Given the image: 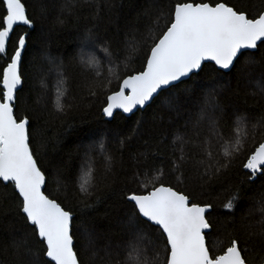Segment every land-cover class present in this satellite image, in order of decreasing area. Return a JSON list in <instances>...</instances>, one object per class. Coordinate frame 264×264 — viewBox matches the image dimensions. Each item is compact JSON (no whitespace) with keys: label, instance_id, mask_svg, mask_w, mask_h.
Returning <instances> with one entry per match:
<instances>
[{"label":"trees","instance_id":"obj_1","mask_svg":"<svg viewBox=\"0 0 264 264\" xmlns=\"http://www.w3.org/2000/svg\"><path fill=\"white\" fill-rule=\"evenodd\" d=\"M175 0H95L85 3L76 0V7L61 13L66 0H24L34 28L18 27L9 43L11 55L16 41L26 35L22 55V87L18 91L17 116H27L30 121V146L45 173V194L56 199L66 209L73 211L74 247L81 264H107V251L113 259H124L129 241L137 242L149 249L153 256V242L163 251L164 242L156 226H148L137 218L143 229L137 240L129 227L134 215L132 203L124 196L129 191H143L135 180L137 173L145 171L155 175L163 168L162 177L169 185L186 192L190 199L200 204H211L209 216L212 228L206 233V243L211 251L220 252L227 242L236 237L249 240L245 254L250 264H264V243L249 239L248 233L260 230L264 213L260 212L264 202V175L254 178L243 168L242 154L219 177L210 182L201 180V167L196 163L201 157L193 143L183 144L176 137L194 140L193 122L206 107L209 95H214L221 109L217 115L221 123L227 124L228 132L238 114H247L249 121L264 119V46L239 58L230 72L218 70L207 63L189 80L171 87L153 100L144 110L131 117L118 112L107 120L102 112L105 97L92 98L88 93L90 72L81 65L84 59L96 56L104 61L105 55L95 45L85 43L91 30L98 43H107L109 51L118 60L126 55L128 72L143 68L145 47L126 51V41L137 39L147 33V27L161 8L171 7ZM245 11H255L261 0H232ZM96 3L100 5L99 14ZM3 14L0 4V15ZM163 26L164 21H160ZM90 50V51H89ZM62 62L66 85H61L57 65ZM0 58V67L4 65ZM124 63L120 64V75H125ZM68 88L65 101L71 106L64 113L55 111L54 99L57 91ZM118 81L113 79L111 89L116 90ZM175 100V109L166 105L169 97ZM251 132V124H249ZM264 137L257 135V142ZM124 144L121 145L120 141ZM104 142L106 155L112 157L111 170L106 171L107 161L98 147ZM175 141V143L173 142ZM90 152L95 169L93 175L97 186L90 195L79 192V178L87 168ZM251 144L247 145L250 148ZM183 173L173 171V162H180ZM232 193H238L230 211L224 207ZM13 187L0 184V264H30L31 258H18L11 247L13 237H26L28 246L40 253V244L16 207ZM94 244H89V238ZM253 240H256L253 243ZM118 253L119 255H116ZM161 264L164 257L161 256ZM40 260H46L40 255Z\"/></svg>","mask_w":264,"mask_h":264},{"label":"snow or ice","instance_id":"obj_2","mask_svg":"<svg viewBox=\"0 0 264 264\" xmlns=\"http://www.w3.org/2000/svg\"><path fill=\"white\" fill-rule=\"evenodd\" d=\"M92 3L95 0H84ZM3 14L0 15V58L5 63L0 67V184L14 189L16 207L22 214L24 222L30 226L40 244V253L28 246L26 237H13L11 247L18 258L28 256L30 264H81L74 247L73 211L63 207L56 199L50 198L43 191L46 177L44 171L30 146V121L27 116H17V90L22 84L21 61L26 45V35H21L9 55L10 37L17 25L33 27L24 0H0ZM76 7V0H66L61 6V13ZM99 14L100 5L96 3ZM164 24L161 26L160 21ZM85 43L95 45L104 53L101 61L96 56L84 59L80 63L89 72L87 84L89 96L105 97L102 112L105 117L113 118L116 110L133 113L135 109L144 108L154 97L170 92V86L176 87L177 82L201 71L206 61L214 62L218 70H230L239 58L246 55L245 50H255L264 46V0L256 10L245 11L239 3L232 0H175L171 7L161 8L155 13V19L147 27V33L139 39L133 36L126 41V51H136L141 45L146 46L143 68L140 71L128 72L127 61L132 56L126 55L118 60L109 51L107 43H98L95 34L89 30ZM124 63L125 75L119 72L120 64ZM58 75L61 85L67 80L62 71V62L58 64ZM115 78L118 81L116 90L111 89ZM264 92V86L260 89ZM68 88L61 87L54 99L56 112L64 113L71 105L65 101ZM166 105L174 110L175 100L169 97ZM217 110L221 106L214 95H209L206 107L193 122L194 140L176 137L183 144L193 143L200 153L196 161L201 167V180L210 182L219 177L242 154L245 156L243 168L254 178L257 174L264 175V138L257 142V135L264 137V119L252 122L247 114H238L228 132L227 124L221 123ZM251 124V132H249ZM175 143V141H173ZM123 146L124 141H120ZM251 144L250 148L247 145ZM107 161L106 171L111 170L112 157L106 155L104 142L98 146ZM87 168L79 178V192L85 196L97 186L93 173V160L90 152ZM179 163L173 162V171L183 175L181 165L185 157H179ZM155 175L137 173L135 180L143 191H129L124 198L132 203L134 215L129 219V227L134 231L137 240L143 229L138 225L137 218L145 225L156 226L160 238L164 242L163 251L157 242L149 257V249L137 242L129 241L125 248L124 259H113V252L107 251V264H250L245 255L249 250V240L231 238L220 252H214L206 245V230L212 228L209 216L211 204H200L190 196L169 185L164 177L163 168L155 170ZM239 194L232 193L224 205L228 210L234 208ZM260 212L264 213V202ZM258 232L248 233L264 243V217ZM253 240V243L256 242ZM89 244H94L90 237ZM46 258L43 262L40 255ZM116 255H119L116 253Z\"/></svg>","mask_w":264,"mask_h":264},{"label":"water","instance_id":"obj_3","mask_svg":"<svg viewBox=\"0 0 264 264\" xmlns=\"http://www.w3.org/2000/svg\"><path fill=\"white\" fill-rule=\"evenodd\" d=\"M18 27H27V28H29L28 26H26V25H17L15 28H14V32H15V30L18 28ZM34 28V25H33V27H31V28H29V29H33ZM14 32H13V34H14ZM13 34H12V36H13ZM12 36L10 37V40H11V38H12ZM10 43V42H9ZM248 51H254V50H245V52H248ZM22 55H23V53H22ZM207 63H212V64H214V62H211V61H206L205 62V64H207ZM21 64H22V61H21ZM204 64V65H205ZM204 65H202V68H203V66ZM233 69V68H232ZM232 69H230V70H221V71H223V72H230ZM202 70V69H201ZM200 72V71H199ZM199 72H196V73H193V74H191L189 77H187V78H184V80H183V82H185V81H187V80H189L193 75H195V74H197V73H199ZM183 82H177V84H180V83H183ZM22 84H23V81H22ZM22 84H21V86L18 88V90H17V93H18V91L20 90V88L22 87ZM170 88H171V86H170ZM155 98H157V97H154V99ZM153 99V100H154ZM153 101H150L149 102V104L148 105H146L144 108H137V109H135L134 111H133V113H123L121 110H116V112L114 113V116H113V118L115 117V115L118 113V112H120V113H122L123 115H125L126 117H131L132 115H134V114H136L137 112H139V111H144L151 103H152ZM107 120H112L113 118H108V117H105ZM45 187H46V182H45V186H44V189H43V191L45 192ZM210 230H206V233H208ZM205 241H206V238H205ZM206 245H207V243H206Z\"/></svg>","mask_w":264,"mask_h":264},{"label":"rangeland","instance_id":"obj_4","mask_svg":"<svg viewBox=\"0 0 264 264\" xmlns=\"http://www.w3.org/2000/svg\"><path fill=\"white\" fill-rule=\"evenodd\" d=\"M90 51V50H89Z\"/></svg>","mask_w":264,"mask_h":264}]
</instances>
